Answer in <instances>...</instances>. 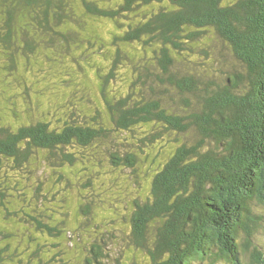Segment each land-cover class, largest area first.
<instances>
[{
  "label": "trees",
  "instance_id": "1",
  "mask_svg": "<svg viewBox=\"0 0 264 264\" xmlns=\"http://www.w3.org/2000/svg\"><path fill=\"white\" fill-rule=\"evenodd\" d=\"M164 138L112 228L129 253L264 264V0H0V264L119 262L112 230L58 248Z\"/></svg>",
  "mask_w": 264,
  "mask_h": 264
},
{
  "label": "rangeland",
  "instance_id": "2",
  "mask_svg": "<svg viewBox=\"0 0 264 264\" xmlns=\"http://www.w3.org/2000/svg\"><path fill=\"white\" fill-rule=\"evenodd\" d=\"M113 28H114V25L109 24L108 27L107 26L105 27L104 31L109 32ZM221 54H222V56L220 55L219 59H221L224 67L231 65L232 63H230V62L233 60V58L232 57H225L222 52H221ZM199 58L202 59L203 57H199ZM209 58L214 59V57H212V52L210 53ZM194 60L196 61L194 66L198 69L202 68L201 64L203 63V61H207L204 59H203V61H198L197 59H194ZM197 62H198V64H197ZM218 65H221V64L218 63ZM53 94H55V93L52 90L51 93H49V94L37 93L36 95L43 97L44 101L45 100L52 101L54 98ZM173 141L174 140H172V138H171V141L168 138H164L163 140H157L153 145H151L148 148L147 155L150 153V151H153L150 154L154 158L155 164H153L154 162L152 163L151 158H149V157L146 161L144 160L143 163L141 164L140 170L138 172L139 179H135L134 176H132V180H127L129 185L125 191H122V194H120L118 192V190L110 189V188L108 189L104 185L100 191V192H102L100 199L101 200L104 199L105 202L101 203V204H95V206H94L95 211L93 212L94 218L92 219V223L90 224L89 222L84 221V225H87L88 227L82 228V230L76 232V234L70 233L72 235L67 236L68 240L65 241L62 245L63 247H59L58 250L59 251H60V249L63 250L64 255L68 256V252H70V254L75 253V251H76L75 249L78 247L77 244L80 245L81 244L80 242L86 243L87 241L94 238L95 235H97L98 233L111 231L112 228H115L116 230L117 229L120 230L122 226L119 223L122 222V218H123L122 215L128 214L127 211H125L123 213V211H124L123 209H122L121 213L119 212L120 209L125 206V201L123 200V198L128 199L130 197L132 198L133 196L137 197V195L142 191V189L138 188L139 185H141L143 188L150 187L149 181L151 180L152 175H154V173L158 170L157 165L161 164L163 162V159L166 156V154H168L170 152V150L176 145V143ZM134 179H135L136 184H134V182H133ZM109 202L114 203L115 205H118L119 208L118 207L115 208L116 207L115 206L114 207L115 209H113L112 206L109 205ZM46 204L48 205L49 209L52 207L50 205V203L46 202ZM66 211H68V210H65V212ZM69 213H73V212H69ZM97 216H100L101 219L99 220L100 217L97 218ZM104 218H107V219L103 220ZM69 219H72V218H69ZM97 221H99L101 223H99ZM77 223H78V221L77 222L75 221L76 225H78ZM95 224L96 225L101 224L98 230L95 229ZM92 230H94V232H92ZM111 232L121 233L119 235V238L117 239L118 242L116 243V246H115L117 251H114L112 249V251H113L112 253H115V256L114 255L113 256L116 257L119 260V262H117L115 259L112 258V259H109L108 261H106L105 262L106 264H134V263L150 264V262L147 261V259L145 258V256L143 254H141V252L140 253L136 252L134 255L130 254L132 252H130L129 250L133 245L130 244V239L126 236L127 235L126 233L128 231H121L120 232V231L112 230ZM78 234L82 236V239L80 242L77 239H75V236H78ZM34 237H37L39 239V241H41L45 244V251H44L45 253L50 254V252L52 250H54V248L51 246V243L55 242L53 240V238H51L49 236L48 237L42 236L39 233L35 234ZM26 238H27V240H26ZM26 238H24L22 241H20V244L17 243L20 247L19 253H21L19 256H21V258H23L25 260H27V255L23 254V248L27 244L28 239H29L28 237H26ZM20 239H22V238L18 237V241ZM72 244H74L75 246H72ZM33 247H35V246L33 245ZM78 249H79V247H78ZM64 255H62V257ZM33 262H34L33 264H35L34 260H33ZM15 264H18V263L16 262ZM52 264H54V262Z\"/></svg>",
  "mask_w": 264,
  "mask_h": 264
}]
</instances>
